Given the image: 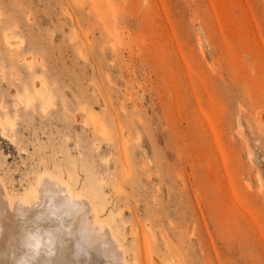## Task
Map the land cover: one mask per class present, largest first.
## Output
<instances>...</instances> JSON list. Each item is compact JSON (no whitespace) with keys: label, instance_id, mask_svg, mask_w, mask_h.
<instances>
[{"label":"rangeland","instance_id":"374dc122","mask_svg":"<svg viewBox=\"0 0 264 264\" xmlns=\"http://www.w3.org/2000/svg\"><path fill=\"white\" fill-rule=\"evenodd\" d=\"M43 172L128 264H264V0H0V178Z\"/></svg>","mask_w":264,"mask_h":264},{"label":"bare ground","instance_id":"6f19581e","mask_svg":"<svg viewBox=\"0 0 264 264\" xmlns=\"http://www.w3.org/2000/svg\"><path fill=\"white\" fill-rule=\"evenodd\" d=\"M36 92L49 98L42 82ZM103 210L104 202L59 174L43 172L20 196L10 194L0 178V264H128Z\"/></svg>","mask_w":264,"mask_h":264}]
</instances>
